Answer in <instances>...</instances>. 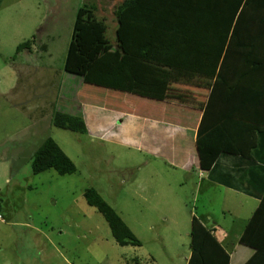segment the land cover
<instances>
[{
	"label": "rangeland",
	"instance_id": "374dc122",
	"mask_svg": "<svg viewBox=\"0 0 264 264\" xmlns=\"http://www.w3.org/2000/svg\"><path fill=\"white\" fill-rule=\"evenodd\" d=\"M112 2L0 0V264H187L191 223L202 203L191 196L193 187L177 185L183 173L97 130L84 135L51 122L55 111L81 116L82 80L64 69L78 8H105L98 17L115 44L117 23L105 6ZM48 137L76 173H32V156ZM89 189L141 247L118 245L86 201ZM223 204L214 198L205 206L219 214Z\"/></svg>",
	"mask_w": 264,
	"mask_h": 264
},
{
	"label": "crops",
	"instance_id": "0c3cea01",
	"mask_svg": "<svg viewBox=\"0 0 264 264\" xmlns=\"http://www.w3.org/2000/svg\"><path fill=\"white\" fill-rule=\"evenodd\" d=\"M123 1L107 3L106 9L113 12ZM160 53L161 58L184 57ZM257 53L264 54V40H258ZM219 69L209 77L200 68L173 67L110 52L96 72L114 71V79L104 84L95 79L96 72L81 79L80 115L87 132L97 130L101 138L146 151L181 171L177 185L194 188L191 196L202 203L200 215L194 217L227 251L229 264H264V253L240 243L264 194V73L231 66L225 70L226 85L215 87ZM210 99L205 128L211 131L219 156L206 171L200 166L197 141ZM214 198L224 203L219 214L205 206Z\"/></svg>",
	"mask_w": 264,
	"mask_h": 264
},
{
	"label": "trees",
	"instance_id": "16d2710c",
	"mask_svg": "<svg viewBox=\"0 0 264 264\" xmlns=\"http://www.w3.org/2000/svg\"><path fill=\"white\" fill-rule=\"evenodd\" d=\"M98 11V6L91 3L79 7L76 13L64 69L80 79L94 75L110 52L173 67L200 68L209 77L220 66L215 87L226 85L225 70L231 66L243 65L252 67L253 72L264 73V54L257 53L258 40H264V0H124L113 9L118 24L115 44L109 41L108 26L105 19L98 17ZM162 51L184 57H158ZM96 74L95 79L104 84L114 79V71ZM210 106L211 99L197 141L200 166L206 171L212 169L219 156L210 140L211 131L205 128ZM51 122L57 128L87 134L82 116L55 111ZM52 169L61 175L77 171L72 160L48 137L32 156V173L37 175ZM261 196L262 201L240 243L264 253V227L260 231L264 221V194ZM84 197L104 216L118 245L142 246L96 190H87ZM190 235L188 264H229L227 251L196 217L192 219Z\"/></svg>",
	"mask_w": 264,
	"mask_h": 264
},
{
	"label": "built area",
	"instance_id": "2783aa9c",
	"mask_svg": "<svg viewBox=\"0 0 264 264\" xmlns=\"http://www.w3.org/2000/svg\"><path fill=\"white\" fill-rule=\"evenodd\" d=\"M0 219H1V216H0Z\"/></svg>",
	"mask_w": 264,
	"mask_h": 264
}]
</instances>
